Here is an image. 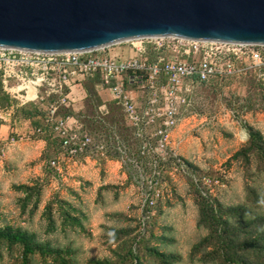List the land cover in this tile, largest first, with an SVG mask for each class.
<instances>
[{
	"label": "rangeland",
	"instance_id": "obj_1",
	"mask_svg": "<svg viewBox=\"0 0 264 264\" xmlns=\"http://www.w3.org/2000/svg\"><path fill=\"white\" fill-rule=\"evenodd\" d=\"M260 73L264 74L263 67ZM258 75V69H251L220 88L196 90L193 115L180 122L181 156L189 165V174L163 175L164 200L151 211L143 232L135 170L127 173L121 169L128 180H121L120 172L107 180L108 173L103 171L90 180L81 173L69 175L76 172L61 163L58 174L33 153L37 151L33 141L42 138L19 139L39 119H25L20 110L10 116L1 114V134L7 128L9 134L3 140L0 136V229L11 227L33 234L36 240L65 251L69 264H136L135 257L141 264H215L210 258L203 259L202 253H192L209 235L199 225V196L208 198L215 209L217 204L245 206L264 220V158L254 153L235 157L247 148L250 129L264 143V79ZM94 84L83 82L84 92L77 95V116L87 124L105 104L109 109L105 120H117V127L122 128V112ZM34 108L42 110L45 105L24 109L33 113ZM47 154L51 161V153ZM192 175L199 180L197 184ZM204 177L210 184L203 185ZM98 180L106 184L99 188ZM248 236L249 230L242 227L238 238ZM247 252L253 259L259 258L253 250ZM21 254L19 245L0 241V264H21ZM31 264L55 263L53 258L36 254Z\"/></svg>",
	"mask_w": 264,
	"mask_h": 264
},
{
	"label": "built area",
	"instance_id": "obj_2",
	"mask_svg": "<svg viewBox=\"0 0 264 264\" xmlns=\"http://www.w3.org/2000/svg\"><path fill=\"white\" fill-rule=\"evenodd\" d=\"M115 46L122 47L113 51ZM263 49L264 45L172 36L139 38L86 52L0 47V87L12 101L4 112L0 109V115L45 105L41 124L19 139L56 140L58 154L48 166L58 174L61 163L76 168L86 161L99 168L115 161L127 173L135 170L143 232L151 211L164 200L163 175L189 174L172 135L181 120L193 115L196 90L240 79L251 69H258L264 79L260 73ZM84 81H94L96 90L118 106L129 133L127 140L117 125L105 120L109 115L105 104L97 113L103 130L91 133L79 119L77 95L84 92ZM61 109H71L72 114L62 116ZM192 177L197 184L199 180ZM202 182L210 184L207 177Z\"/></svg>",
	"mask_w": 264,
	"mask_h": 264
},
{
	"label": "water",
	"instance_id": "obj_3",
	"mask_svg": "<svg viewBox=\"0 0 264 264\" xmlns=\"http://www.w3.org/2000/svg\"><path fill=\"white\" fill-rule=\"evenodd\" d=\"M167 36L264 45V0H0V47L86 52Z\"/></svg>",
	"mask_w": 264,
	"mask_h": 264
},
{
	"label": "trees",
	"instance_id": "obj_4",
	"mask_svg": "<svg viewBox=\"0 0 264 264\" xmlns=\"http://www.w3.org/2000/svg\"><path fill=\"white\" fill-rule=\"evenodd\" d=\"M229 82L223 85L216 82L209 87L220 88ZM11 105L12 101L2 92L0 87V109H7ZM18 110L23 111V114L26 115L25 119H39L40 122L38 124L35 123L33 128L41 124L45 115L44 110L38 108H34L33 113H29L24 108H19L16 111ZM59 113L62 116H66L72 114V111L71 109H61ZM109 123L117 125V120L109 121ZM83 124L86 125L88 131L91 133L103 130V125L96 116L91 117L87 124L86 122ZM119 132L123 139H128L129 133L125 125L119 128ZM44 140L56 143V140L51 141L45 138ZM247 153H254L264 158V143L261 135L252 129L249 131V144L247 148L236 153L235 157L241 154L246 156ZM23 189H27V187H23ZM199 198V225L205 226L209 230V235L194 246L193 255L195 253H202L203 259L210 258L211 261L216 262L215 264H264L263 217L250 214L251 211L245 206L223 207L217 204L215 209L213 203L208 198L203 196H199ZM232 219L238 220L236 225L231 223ZM242 227L245 229V232L246 229L249 230V236L244 240L238 238ZM0 241L11 246L19 245L22 248L21 264H31V258L36 254L41 258H53L55 264H69L64 258L65 251L36 240L33 234L25 230L13 229L11 227L2 228L0 229ZM208 247H212V249L208 251ZM250 249L255 252L254 256H258L259 258L253 259L247 252ZM134 260L136 264H141L137 257Z\"/></svg>",
	"mask_w": 264,
	"mask_h": 264
},
{
	"label": "crops",
	"instance_id": "obj_5",
	"mask_svg": "<svg viewBox=\"0 0 264 264\" xmlns=\"http://www.w3.org/2000/svg\"><path fill=\"white\" fill-rule=\"evenodd\" d=\"M2 127V126H1ZM7 128V127H6ZM9 128H7L6 132L1 134L2 129L0 130V136H1V140L4 139V134L5 136L9 134ZM24 134V133H23ZM172 142L173 143H179V147L177 149V152L179 153V155L181 156V123L178 125V127L175 129L173 135H172ZM33 144L35 145V148H37V151L33 152L34 154H37V156L40 158V160L42 161L41 163H48L49 161H47V153H51V160L55 159L58 152H57V147H56V143H51L49 141H46L44 139H37L35 141H33ZM11 146V145H10ZM14 149V148H13ZM25 149L23 150V153H25ZM3 154V152H2ZM9 155V152H7V156ZM21 155H23L21 153ZM7 158V157H5ZM8 159V158H7ZM86 164L82 165V167L78 170H76L75 167H68V168H72V172H76V173H69V175H73V174H78L81 173L83 176H85V178L87 179H93L96 180V177H98V173L97 172H107L108 173V178L107 180H112L114 176H116L117 173H121L122 176L120 177L121 180L127 179L128 180V175H125L124 172H121L120 166L117 162L115 161H108L106 162V164H104V166L102 168L97 167L94 162H90V161H86L84 162ZM99 181V180H98ZM106 183H101L99 181L98 187L101 188L102 185H104Z\"/></svg>",
	"mask_w": 264,
	"mask_h": 264
}]
</instances>
